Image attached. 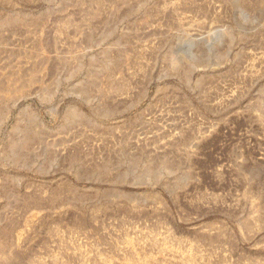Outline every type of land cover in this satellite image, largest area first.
I'll return each mask as SVG.
<instances>
[{"label":"rangeland","instance_id":"rangeland-1","mask_svg":"<svg viewBox=\"0 0 264 264\" xmlns=\"http://www.w3.org/2000/svg\"><path fill=\"white\" fill-rule=\"evenodd\" d=\"M0 264H264V0H0Z\"/></svg>","mask_w":264,"mask_h":264}]
</instances>
